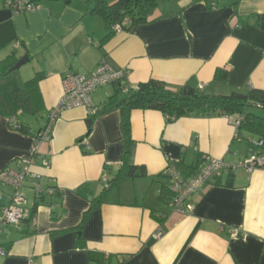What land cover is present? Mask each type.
Returning a JSON list of instances; mask_svg holds the SVG:
<instances>
[{"label":"crops","instance_id":"obj_1","mask_svg":"<svg viewBox=\"0 0 264 264\" xmlns=\"http://www.w3.org/2000/svg\"><path fill=\"white\" fill-rule=\"evenodd\" d=\"M212 2L210 9L205 1L160 0L149 24L105 39L109 31L89 14V0H39L38 9L24 12L0 0V62L15 54L34 64L25 81L15 75L0 81V171L35 155L33 170L44 188L57 187L30 220L0 235L5 253L0 264H264L263 168L240 167L213 178L189 197L191 210L185 214L160 199L168 159L194 165L207 156L239 165L251 154L252 146L236 138L229 117L184 116L168 123L160 111L133 110L129 161L146 176L123 179L113 188L109 183L126 151L119 109L98 115L90 132L91 110L61 111L51 139L40 142L35 153L37 134L62 99L64 75H90L101 61L124 71L126 85L134 89L157 80L173 91L184 86L225 95L264 90V30L257 26L264 0ZM218 69L228 70L225 83L215 81ZM37 75L43 103L34 115L23 112L13 94ZM113 91V84L99 87L91 94L93 106L102 107ZM42 112L48 118L31 128L30 116ZM22 123L29 124V134L16 130ZM85 138L88 148L81 144ZM43 159L50 161L49 169ZM103 177L108 196L89 213L105 189ZM32 182L23 193L33 208ZM0 190L1 216L11 188L0 184ZM160 228L163 234L155 237Z\"/></svg>","mask_w":264,"mask_h":264},{"label":"trees","instance_id":"obj_2","mask_svg":"<svg viewBox=\"0 0 264 264\" xmlns=\"http://www.w3.org/2000/svg\"><path fill=\"white\" fill-rule=\"evenodd\" d=\"M32 3H37L39 0H30ZM160 0H89L91 10L89 14L101 18L109 31L105 39H108L112 34L118 32L115 26L121 25L122 31L133 32L139 26L149 24L151 17L156 10ZM205 1L209 4V8H215L212 0H195ZM257 26L264 30V13L257 15ZM19 57L15 54L8 56L0 62V81L4 80L9 75H14L12 68L19 61ZM228 78L227 69H218L215 72V81L225 83ZM40 76L24 83V89L16 91L13 95L16 96L19 108L23 112L37 114L42 107V97L38 88ZM114 91L104 102L102 107L97 109L94 115H90L87 121L89 132L92 130L95 118L103 113H107L112 109H119L121 114V127L125 142L126 151L123 156L122 165L117 175L109 184L105 185V189L97 196L91 204L89 213L103 204L108 196L109 188L117 187L119 183L126 178L135 179L146 176V171L143 167L134 166L130 163V151L132 145L131 135V113L133 110H156L162 112L168 123L174 122L184 116H233L240 119L241 123L238 129L236 138L251 145L249 138H244L243 134L251 135L250 138H256L264 141V117L258 116L249 111L250 108L264 109V90L250 89L247 93L232 92L230 94H207L200 89H195L190 86H184L179 91H173L168 88L163 82L150 80L146 83H141L137 88H129L125 83V76L117 79L113 83ZM2 96L0 93V113ZM42 128L37 138L40 137L42 131L47 127ZM16 130L23 134H29V124L22 123ZM252 146V145H251ZM253 148V147H252ZM263 150L260 148L259 151ZM201 160L194 165H187L183 161H177L176 165L179 171L189 177L198 171ZM163 175V174H162ZM232 173H230L228 181H230ZM109 187V188H108ZM55 190L57 187H48ZM50 195V196H53ZM48 194L44 193L36 201L32 208L33 213L39 204H41ZM160 199L169 202L172 199V192L168 181L161 192ZM85 214L79 228L85 223L88 214ZM159 219L162 218L158 214ZM30 220L29 218L26 219Z\"/></svg>","mask_w":264,"mask_h":264},{"label":"built area","instance_id":"obj_3","mask_svg":"<svg viewBox=\"0 0 264 264\" xmlns=\"http://www.w3.org/2000/svg\"><path fill=\"white\" fill-rule=\"evenodd\" d=\"M8 6L17 12L33 11L39 8V5L32 3L30 0H6ZM115 29L122 31L121 25L115 26ZM124 71H115L111 69L104 61H101L95 71L90 75L67 72L63 77V96L59 106L50 114V124L42 131L35 153L38 152V145L42 141H48L52 136L53 122L59 117L61 111L75 107L83 106L91 110V115L97 112L93 106L91 94L101 86L112 84L117 79L124 76ZM202 88V87H201ZM229 120L233 123L238 132L241 120L233 116H229ZM253 150L249 157L239 165H228L221 159L203 156L198 171L185 177L177 168V161L167 160V165L163 171L164 178L168 181L172 199L168 202L171 211L185 214L191 210L189 197L201 187L210 183L213 178L222 175L224 172H233L243 167L248 171L256 168L264 169V152L256 151L264 147V141L256 138H249ZM83 146L89 147L87 138L81 141ZM17 168H7L0 171V184L11 188L10 203L1 208L0 216V235L7 231L9 226L19 225L26 219L32 217V207L29 204L23 189L28 180H32L31 190L34 192L35 201L44 193L53 195L55 190L44 188L41 183V177L33 170L35 163V155L25 156L15 161ZM50 161L43 159V166L50 168ZM104 183L107 185V178L103 177ZM2 191L0 190V203L2 202ZM163 229L160 228L155 237H160ZM0 255L5 253L0 248Z\"/></svg>","mask_w":264,"mask_h":264},{"label":"rangeland","instance_id":"obj_4","mask_svg":"<svg viewBox=\"0 0 264 264\" xmlns=\"http://www.w3.org/2000/svg\"><path fill=\"white\" fill-rule=\"evenodd\" d=\"M33 66H34V64H32V63H27V64L23 65L19 70H17L15 72V74H14L15 77L22 78L25 81L26 80V76H32L31 74H33L32 73ZM9 82L10 83L12 82V78L9 79ZM9 82H7V83H9ZM0 89L3 91V88L2 87H0ZM5 91H7V90H5ZM5 95L7 97V93ZM249 111L252 112V113H254V114H256V115H258V116L264 117V109H260V108H250ZM46 114L47 113L42 112V114L39 113L37 115V117H35V116H32L31 117L30 116L29 122L31 123V128H33V129H35L36 127L38 128L40 126V124L44 120H46ZM47 118H48V114H47ZM28 196L30 197V193H28Z\"/></svg>","mask_w":264,"mask_h":264},{"label":"water","instance_id":"obj_5","mask_svg":"<svg viewBox=\"0 0 264 264\" xmlns=\"http://www.w3.org/2000/svg\"><path fill=\"white\" fill-rule=\"evenodd\" d=\"M29 60L30 59L28 56H24L23 58L19 59L16 65L12 68V71L19 70L23 65L27 64Z\"/></svg>","mask_w":264,"mask_h":264}]
</instances>
